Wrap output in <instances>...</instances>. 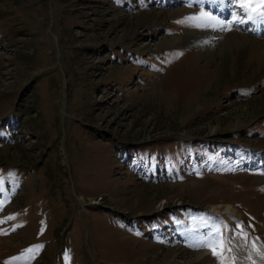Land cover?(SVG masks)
Wrapping results in <instances>:
<instances>
[{"label": "rangeland", "instance_id": "1", "mask_svg": "<svg viewBox=\"0 0 264 264\" xmlns=\"http://www.w3.org/2000/svg\"><path fill=\"white\" fill-rule=\"evenodd\" d=\"M202 8L225 21L239 11L0 0V264L33 245L31 264L66 253L68 264H218L198 242L224 223L225 255L252 264L251 242L264 245V63L221 75L187 35L264 36L183 22Z\"/></svg>", "mask_w": 264, "mask_h": 264}, {"label": "snow or ice", "instance_id": "2", "mask_svg": "<svg viewBox=\"0 0 264 264\" xmlns=\"http://www.w3.org/2000/svg\"><path fill=\"white\" fill-rule=\"evenodd\" d=\"M218 3H222L223 0H217ZM232 4L239 11H233L230 13V18L225 21L223 19L217 18L214 14L205 11L203 8L198 14L186 17L183 21L189 26L196 28H212L221 30H230L233 25L245 24L246 22L260 23L264 24V0H231ZM3 178L0 177V193L3 192ZM3 206V201L0 200V208ZM7 219H14V217H8ZM5 221L0 220V223ZM19 227V225H17ZM237 229L239 231L236 235L245 243L248 242V233L244 230L242 224H237ZM15 231V228H13ZM43 232V227L41 228V233ZM0 234H6L0 232ZM258 239V238H257ZM233 237L228 234L227 226L223 229L220 227H213L212 231L208 233L206 239L200 240L198 246L202 248H207L212 256L217 259L218 264H235L236 256L231 257L226 256L225 253L233 252V248L230 247L232 244ZM43 245H33L27 249L22 250V252L16 256L7 258L3 261V264H31V261L35 258V255ZM264 247V246H262ZM252 252H255L262 260H264V251H261L257 247L255 241L251 242V249L247 259L256 264L253 260ZM69 256L65 254V264H68Z\"/></svg>", "mask_w": 264, "mask_h": 264}, {"label": "bare ground", "instance_id": "3", "mask_svg": "<svg viewBox=\"0 0 264 264\" xmlns=\"http://www.w3.org/2000/svg\"><path fill=\"white\" fill-rule=\"evenodd\" d=\"M248 26L253 28V31L251 30L252 35L256 37L264 36V24L246 22L245 24H243L244 30L245 28H247L246 30H248ZM221 38H223V41L220 42L219 40ZM187 39H189V45H198V49H204V51L207 52L206 54H208L207 56H209V58L211 56H214L207 61V65L213 64V66L218 69V72L221 75L225 73L228 69L233 67L234 64L238 65L239 69H243L245 66H248L251 63L253 64V61L259 64L264 63V41L260 42L252 38L249 39L247 37H240L238 35H218L211 31L187 35ZM236 45L241 46L239 51H235V54L234 48ZM216 46L221 47L215 50L218 54L214 55L212 54V52ZM246 57L248 62H246ZM261 74L264 75V67L261 70ZM226 211L232 213V207L227 206ZM224 226H226L225 223L223 224V227ZM259 245L261 251H264V247H262L264 245L260 243Z\"/></svg>", "mask_w": 264, "mask_h": 264}]
</instances>
